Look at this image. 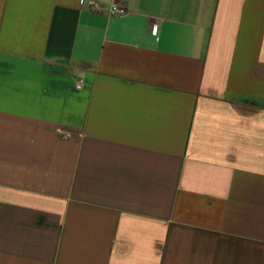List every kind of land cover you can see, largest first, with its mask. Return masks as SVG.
Segmentation results:
<instances>
[{"label": "crops", "instance_id": "1", "mask_svg": "<svg viewBox=\"0 0 264 264\" xmlns=\"http://www.w3.org/2000/svg\"><path fill=\"white\" fill-rule=\"evenodd\" d=\"M88 1L0 0V264H264V0Z\"/></svg>", "mask_w": 264, "mask_h": 264}, {"label": "built area", "instance_id": "2", "mask_svg": "<svg viewBox=\"0 0 264 264\" xmlns=\"http://www.w3.org/2000/svg\"><path fill=\"white\" fill-rule=\"evenodd\" d=\"M86 0H80V2H85ZM88 5L91 7V9L94 12H100L101 11V6L97 1H88ZM110 13L114 15H124L126 14V9L122 6L119 5H112L110 8Z\"/></svg>", "mask_w": 264, "mask_h": 264}]
</instances>
